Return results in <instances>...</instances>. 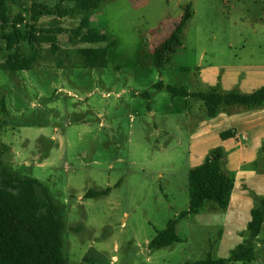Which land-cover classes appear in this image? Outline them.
Instances as JSON below:
<instances>
[{
  "label": "rangeland",
  "instance_id": "rangeland-1",
  "mask_svg": "<svg viewBox=\"0 0 264 264\" xmlns=\"http://www.w3.org/2000/svg\"><path fill=\"white\" fill-rule=\"evenodd\" d=\"M54 4L8 0L11 19L22 14L31 23L39 9V25L63 30L57 53L43 44L31 69L8 70L1 67L7 50L0 23V102L6 108L0 103V138L12 149L4 162L39 179L60 207L68 263L80 264L86 256L92 258L87 264H183L208 253L228 257L248 239L251 210L264 197V157L230 172L224 155L221 164L234 183L228 205L208 200L200 212L180 217L189 203L190 136L207 116L198 113L199 100L154 84L206 91L203 68L217 66L223 75L228 68L264 64V0H105L95 9L67 3L64 17L55 14ZM187 5L191 17L180 45L158 69L154 49L170 36ZM84 17L107 41L80 46L114 42L105 67H85L76 53L79 45L69 41L68 30ZM233 87L240 91V80ZM107 188L106 194L86 196L89 189ZM172 218L180 241L149 249ZM76 225L81 229H71ZM254 249L248 264H264V222Z\"/></svg>",
  "mask_w": 264,
  "mask_h": 264
},
{
  "label": "trees",
  "instance_id": "trees-1",
  "mask_svg": "<svg viewBox=\"0 0 264 264\" xmlns=\"http://www.w3.org/2000/svg\"><path fill=\"white\" fill-rule=\"evenodd\" d=\"M104 1L55 0L53 11L58 17H64L69 13L67 3L95 9ZM42 14L41 10L35 9L34 21L31 23L26 22L22 14L11 19L8 0H0L1 38L7 50L1 63L2 68L31 69L41 57L43 44H49L51 51L57 53L58 33L63 28L57 24L39 25L36 20ZM190 17V5H187L170 36L155 47L153 60L158 69L163 68L168 61L165 55L174 53L180 45L181 33ZM68 31L69 41L77 45L107 41L106 35L93 27L87 17ZM113 45V41L100 47L79 45L76 53L82 58L85 67H105L108 50ZM59 64H62V60ZM200 79L208 84L209 90L189 91L185 87L164 84L162 81L154 84L156 89L167 88L174 96L182 95L200 100L198 113L208 116L190 136L189 203L188 208L180 212V217L198 213L208 200L226 207L234 186L226 170L235 171L239 163L253 162L264 157V64L228 68L223 75L217 66L211 65L200 70ZM238 80L240 91L233 87ZM220 85L223 91H219ZM143 95L149 98L148 91ZM0 103L2 111L6 112L3 100ZM235 104L252 108L229 116L221 110L223 106ZM236 132H246L240 147L235 143ZM8 149L0 138V264H69L62 251L65 223L60 207L52 198L49 188L39 179L20 174L4 162L3 157ZM224 155L226 170L221 164ZM107 192L108 188L89 189L86 196L95 197ZM263 222L264 197L251 210V219L247 223L248 239L236 245L228 257L213 258L208 253L205 258L183 264L252 262L255 259L254 240L260 234ZM176 224L177 218L168 220L166 228L158 231L149 242V249H158L180 241ZM71 229L80 230L81 226H71ZM90 261L92 258L86 256L80 264Z\"/></svg>",
  "mask_w": 264,
  "mask_h": 264
},
{
  "label": "crops",
  "instance_id": "crops-1",
  "mask_svg": "<svg viewBox=\"0 0 264 264\" xmlns=\"http://www.w3.org/2000/svg\"><path fill=\"white\" fill-rule=\"evenodd\" d=\"M199 102H200V104L199 105H201V101L199 100ZM252 107H250V106H247V107H245V108H242L241 107V109L239 110V111H237V110H229L228 111V107L227 106H224L221 110L227 115V116H229V115H232V114H236V113H239V112H241V111H245V110H248V109H251ZM204 116H206V115H204ZM206 119H208V116L206 117ZM205 119V120H206ZM240 133H242V134H244V135H246V132H240ZM61 142H63V140L61 139ZM236 143V146H238V147H240L241 146V144L243 143V141H241V140H239L238 142H235ZM7 145V144H6ZM8 146V145H7ZM8 152L11 150V152H12V149H10V147L8 146ZM14 158H15V156H17V152H15V154L14 155H12ZM16 159V158H15ZM20 161L18 162V165L20 166ZM240 164V163H239ZM239 166L240 165H238V167H237V169L239 168ZM17 168V167H16ZM236 169V170H237ZM235 170V171H236ZM232 172V171H231ZM239 172H241V171H239ZM205 205V204H204ZM204 207V206H203ZM202 207V208H203ZM201 211V210H200ZM199 211V212H200Z\"/></svg>",
  "mask_w": 264,
  "mask_h": 264
},
{
  "label": "built area",
  "instance_id": "built-area-1",
  "mask_svg": "<svg viewBox=\"0 0 264 264\" xmlns=\"http://www.w3.org/2000/svg\"><path fill=\"white\" fill-rule=\"evenodd\" d=\"M245 137H246V135H244V134H242L240 132H236V134H235V140H236V142H238L239 140L244 141L245 140Z\"/></svg>",
  "mask_w": 264,
  "mask_h": 264
}]
</instances>
